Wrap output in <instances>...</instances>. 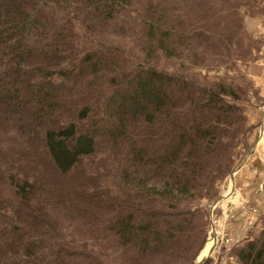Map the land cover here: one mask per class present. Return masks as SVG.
I'll return each instance as SVG.
<instances>
[{"label": "trees", "instance_id": "trees-1", "mask_svg": "<svg viewBox=\"0 0 264 264\" xmlns=\"http://www.w3.org/2000/svg\"><path fill=\"white\" fill-rule=\"evenodd\" d=\"M197 2L0 0V264L194 263L250 132L228 71L165 25ZM237 256L264 264V230Z\"/></svg>", "mask_w": 264, "mask_h": 264}, {"label": "rangeland", "instance_id": "rangeland-1", "mask_svg": "<svg viewBox=\"0 0 264 264\" xmlns=\"http://www.w3.org/2000/svg\"><path fill=\"white\" fill-rule=\"evenodd\" d=\"M263 2L264 0H198L194 8L186 14H182V17L179 19L182 25H179L176 21L174 11L170 13L165 24L169 31H172L176 35L180 33L184 39L188 35L193 36L188 41V45L184 49L181 48L183 52L193 54L197 59H202L203 67L199 66L198 68H193V70L202 71V73L208 70L210 78H214L220 72L228 71L226 74L231 79H234L237 87L240 88L250 132L247 134L246 148L248 149L245 150L244 145L238 148V156L235 159L233 168L241 162L252 147L258 132H254L255 127L251 124L250 119L248 120L247 113L255 110L258 111L256 130L257 128L259 130L261 123L260 111L264 109V99L261 97V92L251 76H249V67L260 59L262 55L260 50L264 44V39L254 38L255 34L252 32L254 30L252 26L251 32L249 31V17L264 15ZM223 19H226V25H224ZM107 40L112 41L113 46L125 45L126 51L132 57L138 58L142 64L145 62L147 64V61H149L143 58L140 49L142 47L139 41L138 43L136 41L121 44L123 42L122 36L107 37ZM173 62L174 60L157 59L156 57L152 63L159 68L168 69L174 68L175 63L173 64ZM178 62L180 63V61ZM175 65L176 67L179 66V64ZM254 176L251 170H248L241 177V181L243 182L250 178V181L248 180L249 189L252 188V191L258 187L263 192L260 193L261 200H252V195L247 199L243 197L241 198L244 202L243 205L237 209L226 211L228 210L227 207L234 202L232 199H236L237 194H234L227 201L223 202L221 206H217L213 210L212 218L218 237L217 243L214 246L213 252L202 264H238V252L249 242L261 240L264 230V181L259 183L257 177L254 178ZM253 184H255V187ZM247 186L243 185L244 188L240 187V191L244 195L250 193L244 190ZM229 190L230 180L229 175H227L223 182L218 185L217 196L228 193ZM211 203L212 201H203L206 211L209 210ZM202 214V211L199 212V219L203 218ZM207 220L208 224L205 228L206 237L199 254L205 249L204 247H206L209 241L210 216H208ZM74 235L77 237L76 234ZM176 263L177 261L173 259L165 258L159 260L156 264Z\"/></svg>", "mask_w": 264, "mask_h": 264}, {"label": "crops", "instance_id": "crops-1", "mask_svg": "<svg viewBox=\"0 0 264 264\" xmlns=\"http://www.w3.org/2000/svg\"><path fill=\"white\" fill-rule=\"evenodd\" d=\"M264 3V2H263ZM254 30L252 31L255 34L254 38H262L264 39V15H257L256 17L250 16L249 17V31L251 32L252 28ZM260 53L262 54L260 59L254 62L253 65L249 67V76H251L252 80L255 82L257 87L259 88L261 92V97L264 99V44L263 47H261ZM248 120L250 119L251 124L254 125V132L258 131L255 140L258 139L257 145L255 148V153L248 159V161L245 163V165L235 173L234 179H235V194L236 199H232V202L227 208L226 211H231L233 209L239 208L241 205H243V201L241 198L246 197L249 198L250 195H252V200H261L260 193H263L257 188H254L252 191L249 189V179L241 181V177L248 171L251 170V173L253 174L254 178L257 177V180L259 183L264 181V121H263V115L262 111H260V119L261 123L259 125V130L257 128L256 130V124L258 121V111H250L247 113ZM263 125L262 131H260V126ZM253 136V138H254ZM252 138V139H253ZM253 142V144H254ZM253 146V145H252ZM249 165V166H248ZM249 180V181H248ZM243 185H248L246 189H244L247 192H250L248 195H244L240 191V187ZM255 187V184H253ZM244 188V187H243ZM253 192V193H252ZM242 203V204H241ZM227 214V212H226Z\"/></svg>", "mask_w": 264, "mask_h": 264}, {"label": "water", "instance_id": "water-1", "mask_svg": "<svg viewBox=\"0 0 264 264\" xmlns=\"http://www.w3.org/2000/svg\"><path fill=\"white\" fill-rule=\"evenodd\" d=\"M262 115L264 116V109L262 111ZM263 129V125L260 126V131H262ZM257 140H255L253 146L248 150V152L246 153L245 157L241 160L240 163H238L235 168H233V170L230 172L229 174V180H230V190L228 193H224L219 195L218 197H216L212 203L209 206V216H210V234L213 237V244L212 246L208 249L207 253H202L199 254V256L195 259L193 264H202L209 256L210 254L213 252L214 246L217 243V234L215 233V224L212 218V212L213 210L217 207V206H221L223 204V202L227 201V199L235 194V173L237 171H239L244 165L245 163L248 161V159L255 153V148L257 145ZM209 239V237H208Z\"/></svg>", "mask_w": 264, "mask_h": 264}, {"label": "bare ground", "instance_id": "bare-ground-1", "mask_svg": "<svg viewBox=\"0 0 264 264\" xmlns=\"http://www.w3.org/2000/svg\"><path fill=\"white\" fill-rule=\"evenodd\" d=\"M263 121H264V116H263ZM215 233H216V228H215ZM216 234H217V233H216ZM212 244H213V237H212V235L209 233V241H208L206 247H204L205 249L202 250L201 254H202V253H204V254L207 253L208 249L212 246Z\"/></svg>", "mask_w": 264, "mask_h": 264}]
</instances>
